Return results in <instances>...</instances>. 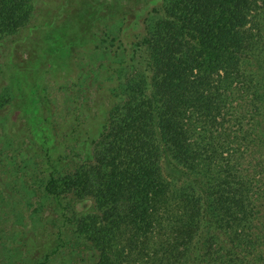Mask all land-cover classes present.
Segmentation results:
<instances>
[{"label":"trees","instance_id":"obj_1","mask_svg":"<svg viewBox=\"0 0 264 264\" xmlns=\"http://www.w3.org/2000/svg\"><path fill=\"white\" fill-rule=\"evenodd\" d=\"M37 1L0 0V42L19 40L11 55L29 57L26 82L0 63L13 74L0 107L20 106L46 152L36 165L47 167L43 193L62 226L41 264L60 251H90L98 264H264V0H163L151 81L122 83L126 61L107 63L100 115L77 67L132 0ZM58 70L67 79L54 86L45 78ZM54 111L63 120L52 124ZM94 120L104 130L93 161L62 185L52 146L69 156ZM165 156L187 173L181 184L165 175ZM89 200L95 213L79 215Z\"/></svg>","mask_w":264,"mask_h":264},{"label":"rangeland","instance_id":"obj_2","mask_svg":"<svg viewBox=\"0 0 264 264\" xmlns=\"http://www.w3.org/2000/svg\"><path fill=\"white\" fill-rule=\"evenodd\" d=\"M171 1L168 0V3ZM37 3L40 4V0ZM127 5L129 16L110 29L102 44L84 50L77 67L76 75L79 73L82 76V82L87 85L86 93L95 94L92 97V111L94 108L98 109L99 115L108 102V97H105L107 86L102 84L107 63L126 61L122 83L126 82L124 79L135 75L139 78L144 76L148 83L151 81L149 33L162 15L163 0H132ZM137 15L138 22L135 18ZM25 36H21L20 39ZM29 39L30 36L23 44L29 43ZM18 41L10 38L0 42V63H3V66L5 63H8V66L17 65L20 71L15 77L21 82H26L19 75L21 71L29 67L26 62L29 58L28 52L14 51L11 55ZM21 64H23L22 67ZM0 71L1 99L3 96L11 95L8 87L11 82L7 80H10L13 74L10 75L5 67L3 71ZM57 74L56 78L53 72L48 73L45 79L52 82L54 86L65 83L67 78L63 70H58ZM100 85L104 89L101 90ZM101 93L104 95L99 100ZM48 115L46 110L45 117ZM57 115L59 116L57 122L63 120L60 118L62 111H54L50 123L53 124V119ZM45 123L47 125L46 120ZM60 129L62 133L64 125H61ZM32 130L33 126L25 119L20 106H12L8 103L0 107V264H41L45 256L54 251L58 232L62 226L60 208L43 193V184L48 176L47 167L36 165V159L39 160L46 152H43L39 143L38 138L41 133L36 136ZM103 130V123L97 120L92 121L87 127V135L78 143H73V151L69 156L68 154L65 156L62 148L54 142L53 159L56 167L63 171L62 185L68 173H74L81 168L85 170L90 166L94 154L93 143ZM58 142L62 143V140L58 139ZM162 163L164 173L170 181L181 184L188 177L185 170L168 156H165ZM88 202H79L76 208L79 215L87 216L95 213L92 200ZM63 231L67 232L65 228ZM76 255L79 256L60 251L51 258L50 264H98V257L90 251Z\"/></svg>","mask_w":264,"mask_h":264}]
</instances>
